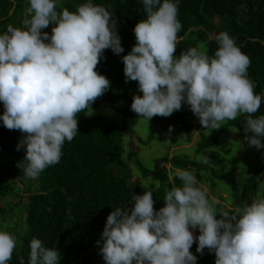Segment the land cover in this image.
I'll list each match as a JSON object with an SVG mask.
<instances>
[{
    "label": "clouds",
    "instance_id": "obj_1",
    "mask_svg": "<svg viewBox=\"0 0 264 264\" xmlns=\"http://www.w3.org/2000/svg\"><path fill=\"white\" fill-rule=\"evenodd\" d=\"M142 3L146 18L135 25L136 43L121 57L125 82H138L142 93L133 95L130 110L149 125L153 117H170L186 104L203 128L212 130L245 115V141L264 148V115H255L264 97L256 93L248 75L251 59L235 39L220 32L213 55L199 44L177 57L183 28L179 0ZM28 5L19 27L0 32V120L23 134L16 150L23 148L26 155L17 167L37 179L59 163L65 141L77 135L78 115L109 90L110 80L96 71L104 51L119 56L124 49L110 5L87 0L75 12L58 10L57 0H28ZM50 24L51 35L42 31ZM198 159L209 163L207 157ZM176 175L182 185L166 189L158 211L152 192L145 191L133 194L130 207L110 212L96 242L105 264H196L190 249L197 241L196 251L214 253L215 264H264V198L234 213L218 210L219 201L192 171L177 169ZM18 243L14 233L0 230V264L12 260ZM29 246L28 264H60L57 248L35 237ZM19 264H25L23 256Z\"/></svg>",
    "mask_w": 264,
    "mask_h": 264
},
{
    "label": "trees",
    "instance_id": "obj_2",
    "mask_svg": "<svg viewBox=\"0 0 264 264\" xmlns=\"http://www.w3.org/2000/svg\"><path fill=\"white\" fill-rule=\"evenodd\" d=\"M86 2L59 0L57 5L58 10L67 8L75 12L80 4ZM92 2L111 6L109 10L114 12L116 30L124 49L119 56L113 54L111 49L104 51V58L96 71L106 76L111 85L94 103L101 100L110 105L113 111L126 116L127 120L144 121L130 110L133 91L138 88V82H125L121 59L136 43L133 31L135 25L146 18L142 0ZM28 6V0H0V22L10 18L18 21L16 19L21 15L19 24L10 22L19 27ZM178 19L183 28L178 33L177 57L183 50L199 44L205 45L211 56L219 47L217 35L228 32L237 46L250 57L248 75L255 81L256 93L264 97V0H179ZM195 32L198 35L192 36ZM3 112V104L0 102V115ZM87 113L88 109L78 115V133L70 143L65 141L59 163L46 168L37 179L26 178L17 167V163L23 161L26 155L23 148L16 150L23 134L17 130H8L0 120V220L3 222L0 230L14 233L19 241L8 264H19L20 256L28 264L29 245L34 237L41 239L45 247L59 250L60 264H101L100 247L96 242L101 238L107 216L117 207H130L134 203L133 194L144 193L140 182H131L132 172L123 159L124 142L130 134L129 130L102 117L90 119ZM255 115H264V99ZM191 120L199 123L188 105L170 117H153L150 120L152 135L158 130L169 132L171 126L172 132H178L185 143L191 144L194 138ZM245 125L246 116L241 115L215 130L210 137L201 136L199 152L216 147L219 138L228 128L244 131ZM141 143L145 144L144 141ZM164 162L160 160L156 166L162 185L151 191L157 211L164 206L166 189L182 185L177 175L170 181L168 170L163 167ZM196 167L204 168L186 163L183 169L192 171L197 180L201 181V169ZM18 181L23 182V189L17 187ZM257 189L256 177L243 186L242 192L236 189V206L243 208L250 205L256 200ZM14 198L20 201L13 203ZM226 211L235 212L229 209ZM198 235L197 230L194 236ZM197 246L198 241L190 249L197 258L196 264H215L214 253L204 249L201 255L196 251Z\"/></svg>",
    "mask_w": 264,
    "mask_h": 264
},
{
    "label": "rangeland",
    "instance_id": "obj_3",
    "mask_svg": "<svg viewBox=\"0 0 264 264\" xmlns=\"http://www.w3.org/2000/svg\"><path fill=\"white\" fill-rule=\"evenodd\" d=\"M25 17L26 15L23 19ZM21 18L19 15V19H16L18 21H13L10 18L0 22V32L6 31L8 25L19 24ZM11 21L16 24L10 23ZM216 23L218 24L217 20ZM54 26V24H50L43 30L51 35ZM196 35L198 34L195 32L192 36ZM133 94L142 96V93L138 92V88L133 91ZM185 107L186 105L182 104L181 110H184ZM87 115L90 119L102 117L108 122L116 123L120 127L125 126L129 130L130 134L126 136L124 142L123 159L132 172L131 182H140L143 192L153 191L162 185V181L156 173V166L158 161L165 160L163 165L168 170L170 181L176 178L177 169L184 170L186 163L204 166V168L196 167L201 169L202 180L199 182L207 187L210 197H215L219 201L218 210L233 211L240 208L236 206V189L238 192L239 190L242 192L243 186L253 177H256L258 185L256 199L264 198V170L261 171L264 169V148L257 150L255 147H249L244 139L246 135L244 131L230 127L221 135L216 147L199 152L198 143L202 141L201 136L208 138L215 130L204 129L200 123L192 120L194 138L191 144H187L178 132L169 134V132L158 130L153 136L151 121L148 125L137 119L127 120L126 116L113 111L110 105L102 103L101 100L91 105ZM227 123L228 121L222 123L220 128ZM141 141H144L145 144H142ZM261 142L264 143V138H261ZM198 157H207L209 163H203V160ZM16 185L18 188H24L22 181H18ZM18 201H20L19 198L12 200L13 203ZM25 204H27V200ZM2 225L3 222L0 220V227ZM99 262L105 263L103 258Z\"/></svg>",
    "mask_w": 264,
    "mask_h": 264
},
{
    "label": "water",
    "instance_id": "obj_4",
    "mask_svg": "<svg viewBox=\"0 0 264 264\" xmlns=\"http://www.w3.org/2000/svg\"><path fill=\"white\" fill-rule=\"evenodd\" d=\"M101 102H103V101H101Z\"/></svg>",
    "mask_w": 264,
    "mask_h": 264
}]
</instances>
